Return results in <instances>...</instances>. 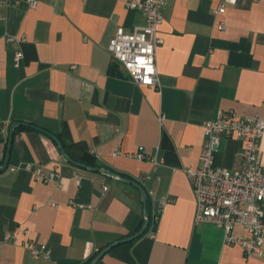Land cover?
<instances>
[{
  "label": "crops",
  "instance_id": "crops-1",
  "mask_svg": "<svg viewBox=\"0 0 264 264\" xmlns=\"http://www.w3.org/2000/svg\"><path fill=\"white\" fill-rule=\"evenodd\" d=\"M219 2L169 0L158 84L143 86L108 50L118 27L145 24L125 0H37L35 7L0 0V166L12 124L26 122L57 135L75 161L124 173L147 192L146 231L96 264H264V241L262 256L250 254L227 244L222 227L196 223L186 172L199 166L203 125L219 111L264 119V0L228 6L225 30L216 27ZM243 146L222 137L216 164L240 170ZM138 151L158 162L131 157ZM260 158L264 166V132ZM27 163L57 169L60 183L10 169ZM165 197L173 201L162 207ZM143 214L138 188L67 162L49 135L16 127L10 163L0 171V264H89L138 232ZM233 232L250 237L241 225ZM6 233H17L18 241L3 242ZM27 240L48 244L51 257L32 255Z\"/></svg>",
  "mask_w": 264,
  "mask_h": 264
},
{
  "label": "built area",
  "instance_id": "built-area-1",
  "mask_svg": "<svg viewBox=\"0 0 264 264\" xmlns=\"http://www.w3.org/2000/svg\"><path fill=\"white\" fill-rule=\"evenodd\" d=\"M10 1L12 0H2L3 3ZM240 1L261 0H220L213 10L218 30H225L227 27L222 16L226 14L228 6L236 5ZM168 2L169 0H125L127 7L137 9L143 14L145 24L136 26L131 31H126L122 26L118 27L108 46L113 60L122 66L132 80L143 86L158 84L157 48L163 42L160 26L164 22L163 9ZM30 5L35 7L37 0H30ZM22 55L21 51L17 52L16 63ZM164 118L163 114L159 116L160 121ZM203 126L205 141L200 154V164L186 171L196 196L195 221L212 222L222 227L226 233L227 244L239 243L248 253L262 256L264 166L261 163L260 146L264 119L259 114L242 115L233 109L221 110L216 118L207 120ZM224 136L244 141L240 170L234 171L216 164L215 154ZM131 157L141 161L158 162L155 157L143 151L131 154ZM23 167L32 171L38 181L60 183L62 178L57 169L45 171L41 165L30 163L12 166L10 169L17 170ZM77 183L80 184V179H77ZM105 189L107 190L108 186H105ZM172 201L171 197H165L161 205L163 207ZM236 225L245 228L250 237H237L233 232ZM18 238L17 233H6L3 242L16 243ZM23 244L34 256L51 257L52 251L48 244L37 245L33 240H27Z\"/></svg>",
  "mask_w": 264,
  "mask_h": 264
},
{
  "label": "water",
  "instance_id": "water-1",
  "mask_svg": "<svg viewBox=\"0 0 264 264\" xmlns=\"http://www.w3.org/2000/svg\"><path fill=\"white\" fill-rule=\"evenodd\" d=\"M19 126L33 127L35 129H38V130L46 133L47 135H49L58 144V146H59V148L61 150L62 156L67 162L73 163V164H75L77 166H80V167H85V168L91 169L93 171L100 172V173H102V174H104V175H106L108 177L113 178V179L129 183V184L135 186L136 188H138V190L140 191L141 200H142V203L144 205V214H143V216H144V225H143V227L138 232H136L135 234H133V235L127 237V238H124L122 240H118L116 242H113L112 244H110L107 247H105L89 264H96L102 258V256L107 251H109L111 248H113L114 246H116V245H118V244H120L122 242H125V241L134 240V239H136L137 237H139L142 233H144L146 231V229L149 226V217H148V195H147V192H146L144 186L141 183H139V182H137L135 180L126 178L124 176H120V175L114 173L113 171H111L110 169H107V168H104V167H98V166H91V165H87V164H83V163L75 161L74 159H72L67 154L65 145L62 142V140L57 135H55V134H53V133H51V132H49V131H47V130H45L43 128L34 126V125L26 123V122L18 121V122L13 123L11 128H10L9 141H8V147H7V153H6L5 161H4L3 165L0 166V171L5 170L8 167L9 163H10V154H11V150H12V143H13L14 133H15L16 127H19Z\"/></svg>",
  "mask_w": 264,
  "mask_h": 264
},
{
  "label": "trees",
  "instance_id": "trees-1",
  "mask_svg": "<svg viewBox=\"0 0 264 264\" xmlns=\"http://www.w3.org/2000/svg\"><path fill=\"white\" fill-rule=\"evenodd\" d=\"M108 169V168H107ZM111 171H113V170H111ZM114 173H116V174H118V175H120V176H124V177H126V178H129V179H132L133 180V178H131L130 176H128V175H126V174H124V173H118V172H115V171H113ZM149 217V216H148ZM151 223V220H150V218H149V224Z\"/></svg>",
  "mask_w": 264,
  "mask_h": 264
}]
</instances>
